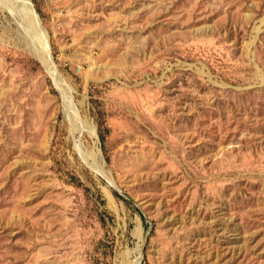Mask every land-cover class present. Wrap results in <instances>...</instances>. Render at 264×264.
<instances>
[{"label":"rangeland","instance_id":"1","mask_svg":"<svg viewBox=\"0 0 264 264\" xmlns=\"http://www.w3.org/2000/svg\"><path fill=\"white\" fill-rule=\"evenodd\" d=\"M32 2L59 71L0 7V264H264V0Z\"/></svg>","mask_w":264,"mask_h":264},{"label":"bare ground","instance_id":"2","mask_svg":"<svg viewBox=\"0 0 264 264\" xmlns=\"http://www.w3.org/2000/svg\"><path fill=\"white\" fill-rule=\"evenodd\" d=\"M30 1L32 0H0V7L12 15L22 31L25 30L27 32L29 39L25 34L24 37L29 49L32 48L34 50L35 55L43 62L45 68L48 69L50 74H53L54 79L57 81V77L53 72L55 67L48 59V41L45 36L40 33L34 14L29 9ZM28 40L30 41V46ZM65 106L66 114L72 125V133L75 134L74 146L76 151L90 167L101 173L105 178L111 180L104 164L100 161V151H89L82 139L83 132L88 133L92 138H97L95 125L83 122L84 120H81L79 113L73 109L67 99L65 101Z\"/></svg>","mask_w":264,"mask_h":264},{"label":"water","instance_id":"3","mask_svg":"<svg viewBox=\"0 0 264 264\" xmlns=\"http://www.w3.org/2000/svg\"><path fill=\"white\" fill-rule=\"evenodd\" d=\"M29 9H30V10L32 11V13L34 14L35 21L37 22V25H38V28H39L40 33H41L43 36H45V38H46L47 41H48V40H49V33H48L47 29L45 28V26H44V24H43V21H42V19H41L39 13H38V11L36 10V8H35V6H34V4H33L32 1H30V3H29ZM20 35H21V36H20V43H21V45H22L27 51L31 52L30 49H29V47H28L27 41L25 40V37H24L22 34H20ZM48 59L50 60V62L52 63V65L55 67V69H56L57 71H59V70H58V67H57V65H56V63H55V61H54V58H53L52 51H51L50 47H49ZM113 186L117 188V186H116L115 184H113ZM117 189H118V188H117Z\"/></svg>","mask_w":264,"mask_h":264}]
</instances>
